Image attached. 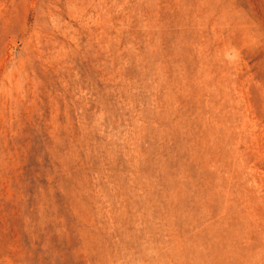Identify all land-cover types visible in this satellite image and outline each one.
Wrapping results in <instances>:
<instances>
[{"label":"rangeland","instance_id":"obj_1","mask_svg":"<svg viewBox=\"0 0 264 264\" xmlns=\"http://www.w3.org/2000/svg\"><path fill=\"white\" fill-rule=\"evenodd\" d=\"M0 264H264V0H0Z\"/></svg>","mask_w":264,"mask_h":264}]
</instances>
